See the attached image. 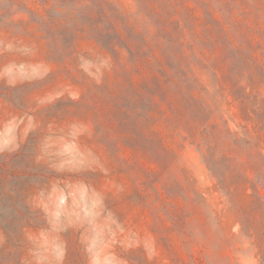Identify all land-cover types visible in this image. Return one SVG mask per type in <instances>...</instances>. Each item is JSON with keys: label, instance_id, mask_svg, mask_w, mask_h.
<instances>
[{"label": "rangeland", "instance_id": "obj_1", "mask_svg": "<svg viewBox=\"0 0 264 264\" xmlns=\"http://www.w3.org/2000/svg\"><path fill=\"white\" fill-rule=\"evenodd\" d=\"M0 264H264V0H0Z\"/></svg>", "mask_w": 264, "mask_h": 264}, {"label": "trees", "instance_id": "obj_2", "mask_svg": "<svg viewBox=\"0 0 264 264\" xmlns=\"http://www.w3.org/2000/svg\"><path fill=\"white\" fill-rule=\"evenodd\" d=\"M201 134H202L203 137H206L205 130H203ZM212 151H213L212 148L211 147H208V150H207V153H206V157H211V152ZM212 172H214V171L212 170Z\"/></svg>", "mask_w": 264, "mask_h": 264}]
</instances>
